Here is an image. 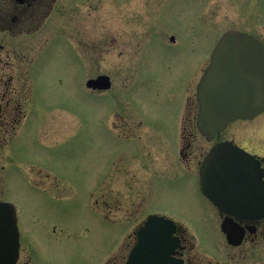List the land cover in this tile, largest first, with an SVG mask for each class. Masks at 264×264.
<instances>
[{
	"label": "rangeland",
	"instance_id": "obj_1",
	"mask_svg": "<svg viewBox=\"0 0 264 264\" xmlns=\"http://www.w3.org/2000/svg\"><path fill=\"white\" fill-rule=\"evenodd\" d=\"M72 13L68 25L83 29L84 76L107 75L112 90L99 93L95 101L85 95L77 109L75 99L51 95L52 106L73 108L68 111L73 114L57 113L54 119L71 126L77 116L81 128L69 131L62 143L48 145L47 153L43 145L48 142L37 141L30 154L52 159L46 166L60 169L61 174L38 177L24 164L22 175L0 183V196L17 203L22 216L30 218L23 239L32 249L34 264H121L122 253L114 257L112 253L125 233L124 213L129 210L136 216L140 209L145 183L150 196L161 200L156 203L159 208L194 210L190 183H168L134 170L139 167L133 152L143 147L144 153H152L155 169L168 167L166 160L157 161L155 148L169 152L164 143L177 138L170 127L182 80L190 73L198 82L212 46L227 30L244 32L264 44V0H80L73 2ZM171 35L181 45L172 44ZM129 79L131 97L125 98ZM169 93L175 96L170 103ZM124 112L130 130L113 131L122 127L116 115L122 117ZM259 127L248 133L243 128L236 139L263 154L264 127ZM194 139L197 155L196 159L187 155L188 165L197 162L199 151L206 147L198 134ZM44 186L62 189L47 196L34 188ZM54 224L62 226L61 234H51ZM21 257L22 263L31 258L26 249Z\"/></svg>",
	"mask_w": 264,
	"mask_h": 264
},
{
	"label": "flooded vegetation",
	"instance_id": "obj_2",
	"mask_svg": "<svg viewBox=\"0 0 264 264\" xmlns=\"http://www.w3.org/2000/svg\"><path fill=\"white\" fill-rule=\"evenodd\" d=\"M74 1L80 0H0V173L3 172L0 174V183L8 177L22 175L23 165L27 163L31 172L38 177L52 179L61 174L60 169L46 166L52 159L40 160L30 154L37 141H42L43 144L48 142L43 145L47 153L48 145L62 143L67 139L69 131H79L81 128L82 124L77 116L78 121L76 120V124L70 123L71 126L63 120L54 119L53 116L57 113H65V116L73 114L68 112L73 111V108H68L66 104L52 106L49 100L51 95L63 94L69 99H75L72 103L77 109L82 106L85 95L95 101L99 93L112 90V79L107 75L109 89L99 90L87 86L88 81L104 74L84 76L83 29L81 25L76 26V29L68 25V17L73 15ZM74 13L78 15L77 10ZM169 39L172 44L181 45L179 41L174 43V35ZM182 42L184 44L183 40ZM211 51L212 48L208 60L203 64L201 75L210 62ZM53 55L59 58H53ZM186 78L185 81L182 80L184 87L178 95L180 102L174 107L170 127L176 131L177 138L174 137L170 143H164L165 147L168 145L169 152L159 146L155 148L158 153L157 161L162 164V160H166L168 167L160 164V169H155L152 153H144L142 147L133 152L135 158H138L134 164L137 166V161L139 167L134 170L140 169L145 174L152 173L151 177L161 178L168 183L177 181L178 184V181L186 180L191 184L194 210L173 212L159 208L156 203L161 200L150 196L152 192L145 183L137 215L129 210L124 213L126 219L121 224L125 226V233L115 245L112 257L122 253L121 264H126L138 242V233L144 232L146 236H151L153 244L161 250L160 264H264V216L260 219H238L221 212L203 194L199 184L203 160L215 146L225 142H230L252 155L264 172V153L251 151L236 139V136L244 132L243 128H246V133L255 131L252 128L257 125L263 128L264 111L251 119L229 122L209 140L197 128L198 82L190 73ZM128 81L124 90L125 98L131 97L128 92L131 87L127 86L132 81ZM174 97L173 93L167 95L169 103L173 102ZM43 103L47 104L41 106ZM116 116L122 127H114L113 131L130 130L126 113L122 117ZM246 124L252 126H243ZM196 134L202 138L206 147L199 151L198 161L188 165L187 155H190L188 158L196 159V150L193 149ZM130 166H133L132 162ZM130 166L128 171L131 170ZM262 179L264 181V176ZM176 187L174 185L170 189ZM34 188L47 196L51 193L57 195L62 189L58 186L53 187L54 191L51 186ZM0 201L11 202L16 209L19 249L15 264H34L32 249L23 239L27 235L30 218L22 216L14 201L5 200L2 196ZM90 210L97 216L94 209ZM138 216L140 218L136 222ZM61 227L58 224L52 225L51 234H61ZM23 249L27 250L32 259L22 263Z\"/></svg>",
	"mask_w": 264,
	"mask_h": 264
},
{
	"label": "water",
	"instance_id": "obj_3",
	"mask_svg": "<svg viewBox=\"0 0 264 264\" xmlns=\"http://www.w3.org/2000/svg\"><path fill=\"white\" fill-rule=\"evenodd\" d=\"M87 86L107 90L110 81L102 75L88 81ZM196 99L197 128L209 140L229 122L251 119L263 112L264 45L245 33L225 32L212 50L197 85ZM263 176L258 160L225 142L204 159L200 188L221 212L238 219H260L264 216ZM152 241L150 235L139 232L126 264H160L161 250ZM18 249L15 208L0 201V264H15Z\"/></svg>",
	"mask_w": 264,
	"mask_h": 264
}]
</instances>
